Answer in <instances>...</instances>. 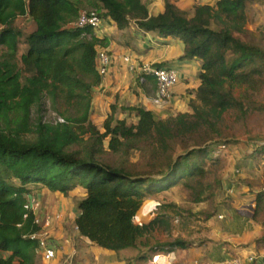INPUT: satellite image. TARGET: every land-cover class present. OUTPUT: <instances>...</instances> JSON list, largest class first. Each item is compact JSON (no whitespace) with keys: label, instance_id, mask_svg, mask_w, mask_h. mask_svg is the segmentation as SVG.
I'll return each mask as SVG.
<instances>
[{"label":"trees","instance_id":"1","mask_svg":"<svg viewBox=\"0 0 264 264\" xmlns=\"http://www.w3.org/2000/svg\"><path fill=\"white\" fill-rule=\"evenodd\" d=\"M260 2L219 0L184 11L166 0L164 12L153 16L143 0H0V264H39L31 235L41 227L25 208L37 190L68 195L83 189L78 233L104 250H132L136 260L152 262L154 255L190 246L182 240L150 246L171 219L156 213L161 204L149 223L135 220L146 200L181 183L194 190V203L210 199L203 198L208 162L229 143L225 115L264 109L255 99L264 90V47L239 37L251 35L248 7ZM86 5L96 10L88 14L110 19L121 31L134 26L184 43L180 59L201 61L189 112L156 119L147 108L125 106L121 110L137 118L129 123L112 106L102 128L93 123V95L103 81L97 58L111 38L71 26ZM20 18H29L34 30L24 35L14 27ZM45 97L65 103L63 123L34 118ZM107 154L119 163L104 162ZM135 154L140 160L131 163Z\"/></svg>","mask_w":264,"mask_h":264},{"label":"crops","instance_id":"2","mask_svg":"<svg viewBox=\"0 0 264 264\" xmlns=\"http://www.w3.org/2000/svg\"><path fill=\"white\" fill-rule=\"evenodd\" d=\"M165 1L143 0L153 16L164 12ZM218 1L170 0L171 3L184 11H190L197 4L213 6ZM250 6L258 10L257 8L264 6V4L262 2L250 4L248 11ZM23 19L26 20L29 31L34 30V24L30 19ZM103 22L101 28L96 30L97 36L101 39L109 37L111 38V43L108 48H100V50L109 52L113 56L114 62L109 74L103 78L102 84L94 92L92 114L94 123H98L96 119L103 118L104 121L110 114L112 106L117 107V114H122L121 119L130 115L129 112L121 110L125 106L147 108L152 111L156 119L189 112V103L196 98L195 94H191L189 91L197 90L201 85L199 79L201 61L197 58L192 60L180 59L184 54V43L175 37L164 38L156 33H144L134 26L129 28L131 32L128 34V29L119 30L110 19L103 20ZM117 30L119 34H117ZM125 56L130 57L132 63L137 67H142L146 64H163L164 67L173 68L177 71L178 81L172 88L170 104L163 107L153 105L152 99L155 97L157 90L155 79L145 76L144 80H141L140 71L136 68L135 71L131 72L129 64L123 61ZM132 119L134 123L137 122V118L133 115ZM229 178L233 180L234 174H231ZM79 189L81 198L77 199L76 203L72 200L69 202L65 201V204L59 203L51 210L40 209L38 211V216L42 220L44 229L50 234L56 250V258L52 264H154L149 260L138 261L135 259L128 262V258L125 255L119 253L109 254L107 250L81 238L75 221L80 214L78 202L85 197V191L81 188L75 191ZM73 192H70V194ZM46 193L54 197L65 196L59 192L37 190L35 197ZM150 199L153 207L156 204H160L156 197H151ZM241 199L239 197L236 202ZM241 201L239 203H242L243 207L247 205L248 208L252 206L255 208L258 205L257 198L253 197V195H247ZM53 212L54 214H52ZM239 212L242 213L243 211L239 210ZM47 216L51 217L49 223H46ZM224 227L220 232H216L212 228L208 238L213 242L200 244L198 248L189 246L187 249H181L182 252L179 256L174 251L175 259L172 264H242V262L249 264L251 256L264 260V222L263 224H256L254 221L243 218L240 221L238 216H234ZM224 230L226 231L224 232ZM241 244L248 247L237 251L235 249L236 245ZM193 246H196V244L193 243ZM228 250L234 251L236 254H230ZM39 264H44L41 256Z\"/></svg>","mask_w":264,"mask_h":264},{"label":"rangeland","instance_id":"3","mask_svg":"<svg viewBox=\"0 0 264 264\" xmlns=\"http://www.w3.org/2000/svg\"><path fill=\"white\" fill-rule=\"evenodd\" d=\"M257 9L255 10L250 6L249 11H247L248 22L246 28L252 32L251 35H239V37L248 42L260 41L264 47V38H260L261 35H264V6ZM83 10L94 13L95 9L86 5ZM14 27L20 29L24 35L31 31H29L28 24L23 18L18 19ZM130 32L128 29V34ZM22 43L23 40H21L19 57L25 50V46ZM255 99L259 106L264 108V90ZM42 104V112L38 111V108L34 109L35 119L42 117L45 122L55 124L59 122V118H64L62 114L67 111V106L63 101L55 103L49 97H45ZM121 115L118 113L116 116L121 119ZM102 117L104 116L102 115ZM124 119H127L129 123H134L132 115H128ZM96 120L98 123H94L92 118L93 123L98 128H102L105 120L103 121V118ZM223 128L229 143L224 146L225 149L223 147L217 149L215 156L217 155L218 159L215 162H208L209 176L205 180L206 189L204 190L203 198L206 199L210 194L212 196L204 202L194 203V190L183 183L165 193L154 196L163 206L158 208L156 213L169 216L171 219L166 226L157 228L154 236L150 238V246L182 240L191 243V248H198L200 244L212 241L208 238L212 228L216 232H220L234 216H238L240 221L243 218L254 221L256 224H263L264 195H262L261 203L255 208L253 206L248 208L247 205L243 207L242 203L239 202H242L241 200L245 199L247 195H253V197L257 198L260 193L264 194V152L260 151L261 148H264V109L247 112L245 115L229 112L225 115ZM103 160L108 164L119 163V157L114 155L107 154L103 157ZM139 160L138 154H135L131 157L130 162L137 163ZM231 174H234L233 180L229 178ZM230 189L234 190L231 196L227 194ZM239 197L242 199L236 202ZM32 198L37 199L40 209L51 210L59 203L65 204V201L69 202L72 200L76 203L77 199L81 198V191L79 189L61 197H54L46 193ZM150 200H146L139 210L135 220L136 224L149 223L155 216L154 207ZM239 210L243 212L240 213ZM220 216L224 218L220 219ZM193 243L196 246H193ZM246 247L248 246L241 244L236 245L235 249L239 251ZM142 250L145 253L148 252L145 248H142ZM108 252L112 255L116 254ZM181 252L182 250L178 249L175 254L179 256ZM229 253L236 254V252L234 253L231 250ZM119 254L125 255L128 258V262H131L136 259L138 252L128 250ZM242 264L245 263L242 262Z\"/></svg>","mask_w":264,"mask_h":264},{"label":"built area","instance_id":"4","mask_svg":"<svg viewBox=\"0 0 264 264\" xmlns=\"http://www.w3.org/2000/svg\"><path fill=\"white\" fill-rule=\"evenodd\" d=\"M75 28H85L92 27L94 30H99L102 26V21L95 14H88L82 12L77 20L71 25ZM125 63L129 64V70L131 72L135 71L136 68L140 71L142 79L146 75H151L155 78L157 90L156 95L152 99V103L155 106L163 107L170 104L172 99V88L177 84L178 73L173 68H159L154 65H143L142 67L135 66L130 57L125 56L123 58ZM114 62L113 56L106 50H100L97 58V70L98 73L104 78L109 74L110 68ZM60 123L64 122L63 118H59ZM225 149V147L223 146ZM234 193L233 189H230L227 194L231 196ZM26 210L33 212L35 215V222L38 226L41 227V230L35 234L31 235L32 240H36L39 244V254L42 257L44 264H52L56 258V250L51 241L50 234L44 229L41 218L38 216V211L40 210V205L36 198H31L29 203L26 205ZM27 217V215L25 216ZM59 217V216H57ZM224 218L220 216V219ZM51 221V217H46V223ZM175 259L173 252L157 254L153 257L152 261L154 264H172V261ZM249 264H264L263 259L251 256L249 258Z\"/></svg>","mask_w":264,"mask_h":264},{"label":"clouds","instance_id":"5","mask_svg":"<svg viewBox=\"0 0 264 264\" xmlns=\"http://www.w3.org/2000/svg\"><path fill=\"white\" fill-rule=\"evenodd\" d=\"M83 12H86V11H83ZM82 13V12H81ZM87 13V12H86Z\"/></svg>","mask_w":264,"mask_h":264}]
</instances>
